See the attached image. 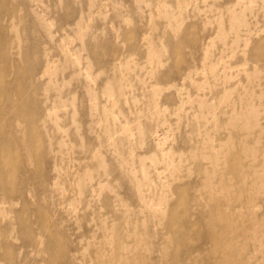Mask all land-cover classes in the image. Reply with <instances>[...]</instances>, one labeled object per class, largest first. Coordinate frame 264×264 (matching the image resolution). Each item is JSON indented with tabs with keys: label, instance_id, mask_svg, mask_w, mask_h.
Wrapping results in <instances>:
<instances>
[{
	"label": "rangeland",
	"instance_id": "1",
	"mask_svg": "<svg viewBox=\"0 0 264 264\" xmlns=\"http://www.w3.org/2000/svg\"><path fill=\"white\" fill-rule=\"evenodd\" d=\"M0 264H264V0H0Z\"/></svg>",
	"mask_w": 264,
	"mask_h": 264
},
{
	"label": "bare ground",
	"instance_id": "2",
	"mask_svg": "<svg viewBox=\"0 0 264 264\" xmlns=\"http://www.w3.org/2000/svg\"><path fill=\"white\" fill-rule=\"evenodd\" d=\"M143 198V197H142Z\"/></svg>",
	"mask_w": 264,
	"mask_h": 264
}]
</instances>
